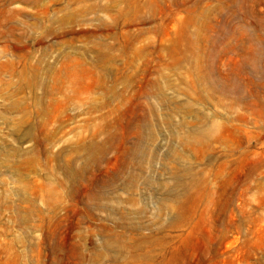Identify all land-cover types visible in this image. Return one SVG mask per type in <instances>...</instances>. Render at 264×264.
Segmentation results:
<instances>
[{
  "label": "rangeland",
  "instance_id": "374dc122",
  "mask_svg": "<svg viewBox=\"0 0 264 264\" xmlns=\"http://www.w3.org/2000/svg\"><path fill=\"white\" fill-rule=\"evenodd\" d=\"M0 264H264V0H0Z\"/></svg>",
  "mask_w": 264,
  "mask_h": 264
},
{
  "label": "bare ground",
  "instance_id": "6f19581e",
  "mask_svg": "<svg viewBox=\"0 0 264 264\" xmlns=\"http://www.w3.org/2000/svg\"><path fill=\"white\" fill-rule=\"evenodd\" d=\"M68 21V20H67ZM36 25V24H35Z\"/></svg>",
  "mask_w": 264,
  "mask_h": 264
}]
</instances>
